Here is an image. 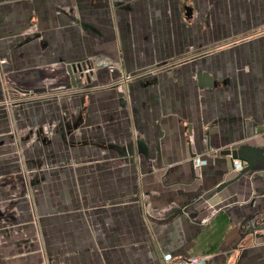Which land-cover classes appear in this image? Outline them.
Here are the masks:
<instances>
[{
    "label": "crops",
    "instance_id": "0c3cea01",
    "mask_svg": "<svg viewBox=\"0 0 264 264\" xmlns=\"http://www.w3.org/2000/svg\"><path fill=\"white\" fill-rule=\"evenodd\" d=\"M224 42L231 44L220 47ZM188 54L194 56L179 60ZM93 57L120 64L121 86L94 94L91 86L116 78L111 68L95 69L82 81L73 67L91 65ZM0 61L3 97L5 83L64 68L60 77L77 85L71 91L86 89L88 115L82 116L93 125L101 115L105 123L117 116L123 124L127 113L134 173L123 169L119 195L124 204L136 199L124 205L115 225L118 237L124 227L132 239L111 233L96 253L95 238L86 232L76 250L90 253L87 264H185L200 255L201 264H264V167L215 192L237 173L221 150L264 149V0H0ZM59 97L57 106L27 109L74 113L69 103L80 96L65 104ZM141 147L150 153L148 162ZM142 164L161 172L144 181ZM36 228L40 234V224ZM32 244L27 259L38 263L36 247L44 244L41 238ZM115 244L119 253L111 250Z\"/></svg>",
    "mask_w": 264,
    "mask_h": 264
},
{
    "label": "rangeland",
    "instance_id": "374dc122",
    "mask_svg": "<svg viewBox=\"0 0 264 264\" xmlns=\"http://www.w3.org/2000/svg\"><path fill=\"white\" fill-rule=\"evenodd\" d=\"M228 44L231 43L219 45L223 48ZM192 56L194 55L188 54L179 60ZM92 63V66L89 63L86 74L80 76L82 81H89L95 69L98 71L110 68L113 78L117 80L91 86L94 94L109 91L110 86H121L124 76L117 61L93 57ZM51 70L54 71L51 75L40 72L32 81L15 85L5 83L4 88L2 86L0 264H36L34 260L28 261L27 256L32 254V243L37 245L40 238L46 257L42 256L43 251L37 245V252L40 254L37 264H87L85 261L90 253H78L76 250L80 244L79 238L90 232L95 238L92 251L99 253L104 248L102 243H106L102 242V238L108 239L111 233L117 236L120 210L124 205H135V197L127 199L124 204L119 195L124 190L123 169L127 173H134L131 164L133 147L130 145L132 131L127 113H123V124H120L117 116L105 123L101 115V123L93 125L89 118L82 116L88 115L83 101L86 99V89L71 91L77 85L73 79L69 82L66 76L60 77L65 73L64 68ZM205 75L213 81L212 75ZM128 77L132 78L127 75ZM37 89L42 91L36 92ZM73 95L80 96L75 98L74 106V102L69 103L74 113H68L65 109L62 110L64 113H36L27 109L30 105L43 102L57 106L59 96L65 104L70 99L67 97ZM64 119L68 120L66 127ZM69 131L70 134H67ZM42 138H47L48 143L43 144ZM76 152L79 153L75 154ZM140 152L144 163L148 162L146 158L150 157V153L142 147ZM196 160L200 163L199 157ZM141 167L144 181H148V176L161 172V167L158 166L151 169L142 164ZM145 189L146 199L149 200L150 184ZM46 191L48 195L44 194ZM148 214L151 217L156 215L152 206H148ZM38 224L42 227L40 234L37 228L34 232L32 230ZM120 229L122 237L129 242L132 239L129 230L124 227ZM122 237L117 236L115 239ZM24 245H28V249ZM120 249L117 244L111 247L114 253H119ZM7 256L15 257V260L3 261ZM200 256L193 257L198 259L196 263L201 264L199 259L203 258Z\"/></svg>",
    "mask_w": 264,
    "mask_h": 264
},
{
    "label": "water",
    "instance_id": "95a60500",
    "mask_svg": "<svg viewBox=\"0 0 264 264\" xmlns=\"http://www.w3.org/2000/svg\"><path fill=\"white\" fill-rule=\"evenodd\" d=\"M88 62H81L77 66H74L73 69L79 72H82L83 70L87 69ZM199 76L200 84L202 85V78L201 75ZM73 82L75 83V79L73 78ZM204 84L206 86H211L213 84L212 79L204 75ZM36 92L42 91V89L35 90ZM221 155L230 156L231 160L234 159H241L243 160L246 165L237 173L233 174L229 179L223 181L220 183L216 189L215 192H220L224 188H226L228 185L232 184L233 182L237 181L242 175L246 173L253 172L254 170L262 169V162H264V149H258L250 147L249 145H242L239 148L236 149H224L220 151ZM256 164H260L261 167H258Z\"/></svg>",
    "mask_w": 264,
    "mask_h": 264
},
{
    "label": "built area",
    "instance_id": "2783aa9c",
    "mask_svg": "<svg viewBox=\"0 0 264 264\" xmlns=\"http://www.w3.org/2000/svg\"><path fill=\"white\" fill-rule=\"evenodd\" d=\"M244 167V162L241 161L240 159H234L233 160V172H238ZM198 261V259H191L190 261H185V264H194Z\"/></svg>",
    "mask_w": 264,
    "mask_h": 264
},
{
    "label": "bare ground",
    "instance_id": "6f19581e",
    "mask_svg": "<svg viewBox=\"0 0 264 264\" xmlns=\"http://www.w3.org/2000/svg\"><path fill=\"white\" fill-rule=\"evenodd\" d=\"M88 63H89V62H88ZM88 65H89V64H88ZM88 65H87V69H88V67H89ZM76 73H78V74L81 76V75H83V74H86V70H83L82 72H79V71L76 70Z\"/></svg>",
    "mask_w": 264,
    "mask_h": 264
}]
</instances>
